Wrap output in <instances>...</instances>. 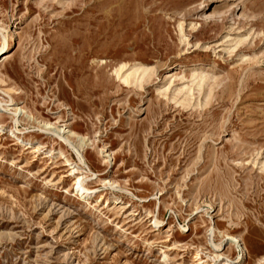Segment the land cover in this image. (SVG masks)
Segmentation results:
<instances>
[{"label": "rangeland", "instance_id": "1", "mask_svg": "<svg viewBox=\"0 0 264 264\" xmlns=\"http://www.w3.org/2000/svg\"><path fill=\"white\" fill-rule=\"evenodd\" d=\"M6 31L0 264H264V0H0Z\"/></svg>", "mask_w": 264, "mask_h": 264}, {"label": "bare ground", "instance_id": "2", "mask_svg": "<svg viewBox=\"0 0 264 264\" xmlns=\"http://www.w3.org/2000/svg\"><path fill=\"white\" fill-rule=\"evenodd\" d=\"M5 34H2V41L3 42L0 44V57L7 53L6 50L9 47V43H8L9 35H8L7 31ZM126 67H127V64L120 65L119 68L116 70V73L119 75L122 72V70L125 69ZM126 71H127V73H125L124 75L122 74V76H121L124 82L127 83L130 79H134L135 81H140L146 76V74H148V72L151 71V67H148L145 65H140V64H138V65L134 64L132 66H129L125 70V72ZM193 80H195L196 86L200 87V84L203 80V77L200 75H195V76L193 75ZM185 88H187V93L190 92V87L187 86ZM19 111H21L20 108H19ZM14 115H16V114H14ZM44 125L47 127L50 126L49 123H44ZM62 133H64V129L62 130ZM67 133L72 137L78 138V140H80V142L83 143V139L80 136H78L77 134H75L74 132H71L70 130H68ZM57 134L61 138L66 139V140L68 139L67 136H69V135L64 136V134L60 135L58 131H57ZM79 157H80V161H82L84 163L83 157L81 155H79ZM86 178L87 177L83 176V175L73 178L74 189L76 190V193H78L82 197H87L92 192L91 190H89L88 185L85 182ZM159 222H160L159 220L155 219L154 223L157 224ZM231 238L235 241L236 244H238L237 238H235V237H231Z\"/></svg>", "mask_w": 264, "mask_h": 264}]
</instances>
